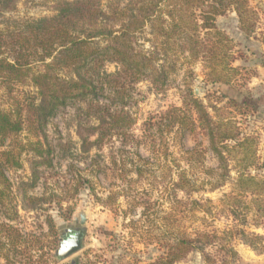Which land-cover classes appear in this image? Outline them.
<instances>
[{"label": "rangeland", "instance_id": "374dc122", "mask_svg": "<svg viewBox=\"0 0 264 264\" xmlns=\"http://www.w3.org/2000/svg\"><path fill=\"white\" fill-rule=\"evenodd\" d=\"M242 1L241 19L232 9L216 18L220 35L198 30L206 45L217 43V66L204 56L192 62L174 45L169 55L178 58L177 66L167 86L135 85L126 104L131 124L101 149L81 151L73 106L44 128L40 141L42 151L51 149L50 167L33 164L27 143L37 139L26 131L0 146V152L11 151L0 155L6 176L0 184V264H153L182 234L200 235L202 254L175 264H264V0ZM54 2L18 0L16 11L1 20L49 17ZM16 88L18 97L27 89ZM191 94L219 131L235 136L219 145V154L190 105ZM174 108L188 121L183 130L168 125ZM180 178L183 191L174 194ZM82 212L83 246L58 260L61 235L79 226Z\"/></svg>", "mask_w": 264, "mask_h": 264}, {"label": "trees", "instance_id": "16d2710c", "mask_svg": "<svg viewBox=\"0 0 264 264\" xmlns=\"http://www.w3.org/2000/svg\"><path fill=\"white\" fill-rule=\"evenodd\" d=\"M172 1L55 0L49 17L2 21L16 11L18 0H0V146L26 131L37 139L27 143L34 153L33 164L50 167L51 149L42 151L40 141L45 138L44 128L59 110L73 106L81 151L99 150L112 134L122 136L131 124L126 104L135 85L148 82L157 91L167 86L177 66L178 58L169 55L174 45L176 53L188 54L192 62L204 56L212 60L213 68L217 66V43L206 45L198 30H214L220 35L216 18L232 9L241 19L244 2L193 0L195 4L189 8L185 2ZM108 65L115 70L108 72ZM17 86L27 88L20 92V98L16 96ZM107 97H111L110 104L105 102ZM190 105L199 124L209 132L213 152L219 154V145L233 141L235 136L230 129L219 131L203 103L192 94ZM178 113L182 111L174 108L167 114L168 125L183 130L188 121ZM0 155L9 157L11 151ZM9 161L7 158L5 162ZM134 173L138 178L143 175L139 168ZM5 181L0 170V184ZM181 181L173 183L174 194L183 191ZM201 243L200 235L191 239L182 234L166 257L153 264H175L188 254H202Z\"/></svg>", "mask_w": 264, "mask_h": 264}, {"label": "water", "instance_id": "95a60500", "mask_svg": "<svg viewBox=\"0 0 264 264\" xmlns=\"http://www.w3.org/2000/svg\"><path fill=\"white\" fill-rule=\"evenodd\" d=\"M86 221L85 213L79 214V219H75L82 229L73 233L68 239H64L60 242L58 250L55 252V257L58 260H64L76 252H78L83 246V238L86 234V228L84 227Z\"/></svg>", "mask_w": 264, "mask_h": 264}, {"label": "flooded vegetation", "instance_id": "af4514ba", "mask_svg": "<svg viewBox=\"0 0 264 264\" xmlns=\"http://www.w3.org/2000/svg\"><path fill=\"white\" fill-rule=\"evenodd\" d=\"M81 229L82 226L80 224L78 227H71L67 229L65 232L62 233L60 242L64 239H68L73 233L78 232Z\"/></svg>", "mask_w": 264, "mask_h": 264}]
</instances>
